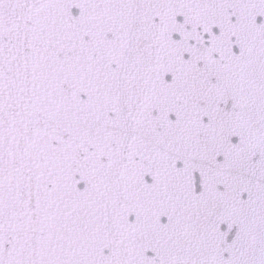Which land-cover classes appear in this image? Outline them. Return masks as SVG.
<instances>
[{
	"label": "snow or ice",
	"instance_id": "snow-or-ice-1",
	"mask_svg": "<svg viewBox=\"0 0 264 264\" xmlns=\"http://www.w3.org/2000/svg\"><path fill=\"white\" fill-rule=\"evenodd\" d=\"M0 264H264V0H0Z\"/></svg>",
	"mask_w": 264,
	"mask_h": 264
}]
</instances>
